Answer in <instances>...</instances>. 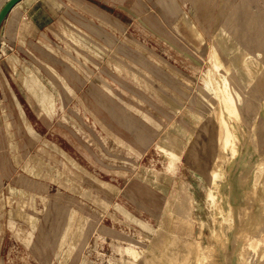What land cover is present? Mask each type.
<instances>
[{
    "label": "rangeland",
    "instance_id": "rangeland-1",
    "mask_svg": "<svg viewBox=\"0 0 264 264\" xmlns=\"http://www.w3.org/2000/svg\"><path fill=\"white\" fill-rule=\"evenodd\" d=\"M143 3L126 29L79 12L50 58L58 72L0 57L10 264L264 263V0ZM12 178L18 193L5 188ZM11 193L27 231L3 214Z\"/></svg>",
    "mask_w": 264,
    "mask_h": 264
},
{
    "label": "crops",
    "instance_id": "crops-1",
    "mask_svg": "<svg viewBox=\"0 0 264 264\" xmlns=\"http://www.w3.org/2000/svg\"><path fill=\"white\" fill-rule=\"evenodd\" d=\"M6 1L0 0V8ZM143 7L149 9V4H144L143 0H20L0 23V57L3 55L26 57L41 62L49 70L58 72L61 68L50 63V58L61 55L59 41L65 32L63 27L72 28L79 20V12L96 15L108 24L113 26L118 24L126 29L125 25L127 24L142 22ZM147 15L150 16L149 13ZM125 16L129 19H126ZM8 65V71L14 72L16 70L15 65L10 63ZM9 87L12 88V85L9 84ZM4 100V102L15 105L19 111V119H29L25 102L20 97L11 95L10 98ZM34 116L39 119V115L34 114ZM6 185V190H9L10 187L12 192L18 193L20 191L16 188V184L13 185V178L7 181ZM16 193L6 196L11 204L5 206L3 214L13 212L10 213L8 220L9 224L11 223L10 228L15 226L17 230L27 231L29 225L23 219L28 214L27 207L15 211L16 204L20 200L19 194L15 195ZM6 226L5 229H8L9 227ZM3 243L4 236L0 235V248ZM71 258L72 255L64 264H70ZM0 264H10L7 255L1 251ZM12 264L18 263L13 261Z\"/></svg>",
    "mask_w": 264,
    "mask_h": 264
},
{
    "label": "bare ground",
    "instance_id": "bare-ground-1",
    "mask_svg": "<svg viewBox=\"0 0 264 264\" xmlns=\"http://www.w3.org/2000/svg\"><path fill=\"white\" fill-rule=\"evenodd\" d=\"M180 31V30H179ZM205 40V39H204ZM212 45V44H211ZM210 48V47H209ZM212 52H213V50H212ZM208 53V52H207ZM209 54V53H208ZM210 56V55H209ZM212 56H213V54H212ZM215 57V56H214ZM213 57V58H214ZM224 57V56H223ZM261 59H262V57H261ZM264 59V58H263ZM262 59V60H263ZM220 61V60H219ZM213 64V63H212ZM214 67H216V66H214L213 65V68ZM208 68V67H207ZM264 68V67H263ZM222 70V69H221ZM215 71V70H214ZM218 71V70H217ZM210 72V71H209ZM219 72V71H218ZM226 74V73H225ZM209 75V74H208ZM211 75V74H210ZM212 76V75H211ZM214 76V75H213ZM227 76V75H226ZM229 77V76H228ZM208 79H210L209 78V76H208ZM151 80V79H150ZM211 80V79H210ZM214 80V79H213ZM213 80H211V81H213ZM221 80V79H220ZM228 80V79H227ZM227 80H222V84H221V91L225 94V96L227 95H230V84H229V82L227 81ZM203 81H205V79L203 80ZM218 81V80H217ZM253 84V83H252ZM217 85V84H216ZM219 85V84H218ZM263 88H264V85H263ZM263 88H262V90H263ZM215 89V88H214ZM217 90V89H216ZM215 90V91H216ZM249 90V89H248ZM220 92V91H219ZM242 92V91H241ZM218 93V92H217ZM222 94V93H221ZM217 95V94H216ZM238 95V94H237ZM223 96V95H222ZM227 96H226V98H227ZM233 96V95H232ZM224 97V96H223ZM222 97V98H223ZM238 97V96H237ZM156 98V97H155ZM217 98V97H216ZM224 99H225V97H224ZM188 102V101H187ZM184 103V102H183ZM223 103V102H222ZM225 103H226V101H225ZM159 104V103H158ZM228 105L226 106V108L225 107H223V108H225L226 110V112L228 113V111L229 112H233V107L230 105L229 106V102L227 103ZM218 106V105H217ZM234 106V105H233ZM221 110V109H220ZM228 110V111H227ZM235 111V110H234ZM214 113V112H213ZM216 114V113H215ZM217 115V114H216ZM232 115V114H231ZM215 116V115H214ZM235 116V115H234ZM225 117H227L226 115H225ZM214 118V117H213ZM216 118V117H215ZM223 118V117H222ZM236 118H237V115H236ZM187 119V118H186ZM216 120V119H215ZM201 121V120H200ZM225 121V120H224ZM189 122V121H188ZM198 122V121H197ZM210 122V121H209ZM213 122V121H212ZM222 122H223V120H222ZM227 123V122H226ZM225 124V123H224ZM226 126V125H225ZM195 127V126H194ZM219 127V126H218ZM197 129V128H196ZM219 130V129H218ZM226 130H227V128H226ZM225 131V130H224ZM227 133H229V130H227L226 131ZM233 132V131H232ZM222 134V133H221ZM228 138L230 137L229 135H227V134H225ZM233 135V134H232ZM195 136V135H194ZM234 136H235V134H234ZM226 137V139H228ZM232 140V139H231ZM228 141V140H227ZM227 141H225V142H223L224 143V145L227 143ZM210 145V144H209ZM217 146V145H216ZM215 148V147H214ZM209 149H210V146H209ZM212 149H213V147H212ZM213 150H215V149H213ZM222 150V149H221ZM164 151V150H163ZM166 151V150H165ZM216 151V150H215ZM168 152V151H167ZM170 153V152H169ZM210 153V152H209ZM221 153V152H220ZM205 154V153H204ZM208 154V153H207ZM165 155V154H164ZM176 155V154H175ZM210 155V154H209ZM217 155H218V153L216 154V157H217ZM170 156H171V153H170ZM173 156V155H172ZM211 156V155H210ZM200 157V156H199ZM200 160H201V158H199ZM205 160V159H204ZM206 161V160H205ZM205 164V163H204ZM207 164V163H206ZM213 165V164H212ZM217 165H218V163H217ZM200 166H201V164H200ZM215 166H216V164H215ZM209 167V166H208ZM214 168V167H213ZM210 169V168H209ZM209 169H208V171H209ZM198 170V169H197ZM204 170V169H203ZM201 171V170H200ZM211 172V170L209 171V173ZM259 172V171H258ZM213 173V172H212ZM201 175V174H200ZM204 175V174H203ZM202 175V176H203ZM258 177V176H257ZM264 179V178H263ZM262 179V180H263ZM202 181V180H201ZM222 181V180H221ZM160 183V182H159ZM213 187V186H212ZM211 188V187H210ZM253 191V190H252ZM240 207V206H239ZM238 209V208H237ZM240 219V218H239ZM262 220V219H261ZM262 222V221H261ZM260 232V231H259ZM197 234V233H196ZM254 235V234H253ZM253 235H251V237L253 236ZM256 236V235H255ZM259 236V235H258ZM257 236V237H258ZM261 236V235H260ZM260 236L258 237V238H260ZM156 237L159 239V241L161 242V245H164V244H169V238H168V236L166 235V234H164L163 232H161V231H157L156 232ZM250 237V238H251ZM262 237V236H261ZM250 238L248 239V240H250ZM253 239H254V236L252 237ZM255 239H256V237H255ZM261 239V238H260ZM196 240V239H195ZM179 241V240H178ZM261 241V240H260ZM193 242H194V240H193ZM257 242V241H256ZM198 243V242H197ZM197 243H195L196 244V246L197 245H199V244H197ZM248 243V242H247ZM251 243H252V241H251ZM176 244V243H175ZM193 244V243H192ZM256 244V243H255ZM200 245H202V244H200ZM200 245H199V247H200ZM249 245V244H248ZM255 246V245H254ZM245 247V246H244ZM195 248V247H194ZM247 248V247H246ZM261 248V247H260ZM192 249V248H191ZM197 249H198V251H199V248H198V246H197ZM251 249V248H250ZM253 249V248H252ZM194 250V249H193ZM245 250V249H244ZM249 251H251V250H249ZM254 251V250H253ZM188 252V251H187ZM193 252V251H192ZM205 252V251H204ZM246 252V251H245ZM189 253V252H188ZM206 253V252H205ZM242 253H243V250H242ZM247 253V252H246ZM198 254V253H197ZM196 254V255H197ZM207 254V253H206ZM191 255V254H190ZM259 256V255H258ZM205 257V256H204ZM208 257H209V255H208ZM206 258H207V256H206ZM205 258V259H206ZM128 262V261H127ZM138 262V261H137ZM185 262V261H184ZM204 262H205V260H204ZM132 263V262H131ZM127 264V263H126ZM128 264H129V262H128ZM262 264H264V263H262Z\"/></svg>",
    "mask_w": 264,
    "mask_h": 264
},
{
    "label": "water",
    "instance_id": "water-1",
    "mask_svg": "<svg viewBox=\"0 0 264 264\" xmlns=\"http://www.w3.org/2000/svg\"><path fill=\"white\" fill-rule=\"evenodd\" d=\"M20 0H7L4 5L0 9V23L5 17V15L8 13V11Z\"/></svg>",
    "mask_w": 264,
    "mask_h": 264
}]
</instances>
